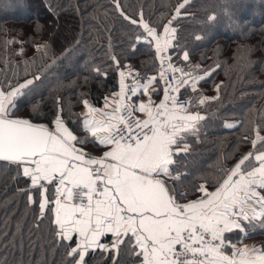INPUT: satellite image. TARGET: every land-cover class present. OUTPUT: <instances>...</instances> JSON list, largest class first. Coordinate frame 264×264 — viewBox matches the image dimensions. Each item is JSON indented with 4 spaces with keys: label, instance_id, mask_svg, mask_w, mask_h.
<instances>
[{
    "label": "snow or ice",
    "instance_id": "snow-or-ice-1",
    "mask_svg": "<svg viewBox=\"0 0 264 264\" xmlns=\"http://www.w3.org/2000/svg\"><path fill=\"white\" fill-rule=\"evenodd\" d=\"M186 5L190 7L189 0L177 6L175 15L179 16ZM234 8L231 0H225L222 14L238 28ZM124 18L137 30L133 48L141 41L154 44L160 61L159 80L138 72L133 75L132 69L112 56L119 77V90L112 93L118 97L113 100L115 109L104 113L106 120L93 119L90 117L97 109L89 100L83 101L88 109L83 130L91 138L76 134L60 111L52 120L54 127L16 116L18 100L35 91L37 77L18 81L10 90L0 87V161L15 166L16 176L26 185L19 191L26 194L28 204L38 200L39 216L49 220L53 243L65 250L64 264H89L86 257L98 250L112 264H120L123 251L135 256L133 264H264V246L238 247L234 242L236 235H246L257 223L264 227V119L259 124L248 121L254 125L252 149L233 167L221 168L214 191L205 183L193 185V191L202 195L180 202L186 192L180 193L177 185L186 176L174 157L188 152L185 135L198 134L203 116L177 108L176 97L170 93L179 91L175 84L181 81L176 79V71L193 91L201 77L171 64L169 50L178 59L182 53L184 61L190 55L178 42L173 44L176 29L171 20L160 34L142 15L139 21ZM207 19L215 22L218 16L213 13ZM37 49H44L47 55L48 45L37 44ZM165 64L173 71L171 84L165 79ZM153 83L155 88L150 87ZM160 84L164 85V98L154 104L152 94ZM141 91L147 100L138 96ZM214 99L201 97L200 103ZM109 106L105 97V107ZM137 111L144 117L136 116ZM89 145L93 150L97 145L102 147L92 154L85 150Z\"/></svg>",
    "mask_w": 264,
    "mask_h": 264
},
{
    "label": "trees",
    "instance_id": "trees-1",
    "mask_svg": "<svg viewBox=\"0 0 264 264\" xmlns=\"http://www.w3.org/2000/svg\"><path fill=\"white\" fill-rule=\"evenodd\" d=\"M231 2L238 28L223 17L225 0H189L190 7L179 16L176 8L183 0H0V87L8 90L37 77L35 91L18 100L16 116L54 127L52 120L60 111L66 124L83 135V101L101 107L118 88L112 56L133 75L159 76L154 44L141 41L133 48L137 30L124 17L139 21L142 15L160 34L171 20L176 29L173 44L190 53L184 61L182 53L178 59L169 50L171 64L201 77L195 91L190 85L181 91L203 119L198 134L185 138L188 152L179 153L175 161L186 176L177 185L180 193L186 192L181 200L195 199L202 193L193 191V185L205 183L214 190L221 168L233 167L252 149L254 125L248 121L259 124L264 119V0ZM213 13L218 19L210 22L207 17ZM37 44L48 45L47 55ZM201 97L216 99L201 104ZM24 188L15 166L0 161V264H64L65 250L53 243L49 220L39 216L38 200L28 204L19 191ZM234 242L264 246V227L257 223ZM86 259L89 264H112L99 250ZM134 259L127 251L119 254L120 264H133Z\"/></svg>",
    "mask_w": 264,
    "mask_h": 264
},
{
    "label": "crops",
    "instance_id": "crops-1",
    "mask_svg": "<svg viewBox=\"0 0 264 264\" xmlns=\"http://www.w3.org/2000/svg\"><path fill=\"white\" fill-rule=\"evenodd\" d=\"M172 27V26H171ZM164 33V30L161 32V34H163ZM177 69H179V68H177ZM159 70H160V67H159ZM184 72V71H183ZM176 73V76L177 77H182V78H184L183 77V75H182V73L180 72V71H176L175 72ZM184 73H188V72H184ZM159 75V74H158ZM151 77H158V80H159V76H155V75H150ZM149 76V77H150ZM157 80V79H156ZM129 83H131L130 81H128ZM150 87H152V88H155L156 87V84L155 83H153ZM164 85L163 84H160V86H159V89L155 92V93H153L152 94V101L154 102V104H159V102H160V100H162L163 98H164ZM119 89L117 88V90L116 91H118ZM138 96L140 97V98H142V99H144V100H147L148 99V96H146V95H143V92L141 91L140 93H138ZM114 99H118V97H113L112 95H110V96H108V103H109V107H105V100H104V104L101 106V107H94V106H92L93 108H95V109H97V112H95V113H93L92 115H91V117L90 118H93V119H98V120H101V121H103V120H106V119H108V117L107 116H105L104 115V113H106V112H112L114 109H115V107H116V105H115V103H113V100ZM185 111H188V112H197V111H193V110H191L190 108L189 109H187V110H185ZM138 113H141V112H139V111H137ZM88 113V109L85 107V105L83 104L82 105V107H81V109H80V116L82 117V125H83V118H84V115L85 114H87ZM142 114H144V113H142ZM200 122V121H199ZM101 134H103L102 132H101ZM189 134H192L191 132H189V133H187L186 135H185V138L189 135ZM83 135H88L90 138H91V134L90 133H85L84 132V130H83ZM181 146V148H183V143L180 145ZM100 147H102V146H99V145H97V149H95V150H93L92 148H91V145H89L85 150L86 151H91L92 152V154H97V151L99 150V148ZM180 153H182V152H180ZM178 154L179 153H177L176 155H175V157H174V160L176 161V158H177V156H178ZM215 190V189H214ZM214 190H212V191H214ZM187 200H190V199H186V200H181L180 202H186ZM109 236H110V234H109ZM237 245H238V247H242V246H244V245H246V244H238L237 243ZM228 251L229 252H231V248L229 247V249H228Z\"/></svg>",
    "mask_w": 264,
    "mask_h": 264
},
{
    "label": "built area",
    "instance_id": "built-area-1",
    "mask_svg": "<svg viewBox=\"0 0 264 264\" xmlns=\"http://www.w3.org/2000/svg\"><path fill=\"white\" fill-rule=\"evenodd\" d=\"M164 67L166 68L165 79L171 84V83H173V71H172V68L168 67L167 64H165ZM175 77H176V79H179L181 81L180 83H176L175 84V87L178 88L179 91L176 92V93H170V94L171 95H175V97H176V107L177 108L183 107L186 110L190 106V99H189V97L187 95L181 93V91L185 87V85L182 82L183 78L182 77H177L176 73H175ZM167 103L169 105H171L172 104L171 99H169L167 101ZM135 115L138 116V117L143 118L145 114L136 112Z\"/></svg>",
    "mask_w": 264,
    "mask_h": 264
},
{
    "label": "rangeland",
    "instance_id": "rangeland-1",
    "mask_svg": "<svg viewBox=\"0 0 264 264\" xmlns=\"http://www.w3.org/2000/svg\"><path fill=\"white\" fill-rule=\"evenodd\" d=\"M4 90H7V89H4ZM8 90H10V89H8ZM196 97H197V96H195V100H196ZM190 107H191V98H190Z\"/></svg>",
    "mask_w": 264,
    "mask_h": 264
},
{
    "label": "water",
    "instance_id": "water-1",
    "mask_svg": "<svg viewBox=\"0 0 264 264\" xmlns=\"http://www.w3.org/2000/svg\"><path fill=\"white\" fill-rule=\"evenodd\" d=\"M202 115V114H201ZM203 116V115H202Z\"/></svg>",
    "mask_w": 264,
    "mask_h": 264
}]
</instances>
